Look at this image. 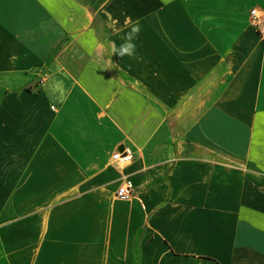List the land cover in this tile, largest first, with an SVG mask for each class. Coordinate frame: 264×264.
Listing matches in <instances>:
<instances>
[{
  "label": "crops",
  "instance_id": "0c3cea01",
  "mask_svg": "<svg viewBox=\"0 0 264 264\" xmlns=\"http://www.w3.org/2000/svg\"><path fill=\"white\" fill-rule=\"evenodd\" d=\"M251 9L264 26V0H0V264H264Z\"/></svg>",
  "mask_w": 264,
  "mask_h": 264
},
{
  "label": "built area",
  "instance_id": "2783aa9c",
  "mask_svg": "<svg viewBox=\"0 0 264 264\" xmlns=\"http://www.w3.org/2000/svg\"><path fill=\"white\" fill-rule=\"evenodd\" d=\"M252 25L258 30L260 35H264V26L261 18L258 16L255 9L250 11ZM44 83V79L38 83L37 87H40ZM134 158L133 150L130 147H123L121 150H117L112 154V163L119 169L123 170L131 164ZM134 195V185L132 181L125 175L122 176L120 185L118 186L115 196L120 200H129Z\"/></svg>",
  "mask_w": 264,
  "mask_h": 264
},
{
  "label": "clouds",
  "instance_id": "9594fccd",
  "mask_svg": "<svg viewBox=\"0 0 264 264\" xmlns=\"http://www.w3.org/2000/svg\"><path fill=\"white\" fill-rule=\"evenodd\" d=\"M140 27L139 25L133 26L131 31L125 35L123 42L117 48L113 46L112 52L118 57H132L136 53V44L133 42L139 35Z\"/></svg>",
  "mask_w": 264,
  "mask_h": 264
}]
</instances>
